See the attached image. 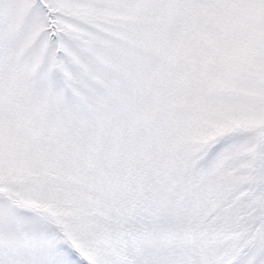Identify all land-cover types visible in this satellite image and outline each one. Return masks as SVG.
Instances as JSON below:
<instances>
[{
    "label": "snow or ice",
    "instance_id": "obj_1",
    "mask_svg": "<svg viewBox=\"0 0 264 264\" xmlns=\"http://www.w3.org/2000/svg\"><path fill=\"white\" fill-rule=\"evenodd\" d=\"M0 264H264V0H0Z\"/></svg>",
    "mask_w": 264,
    "mask_h": 264
}]
</instances>
